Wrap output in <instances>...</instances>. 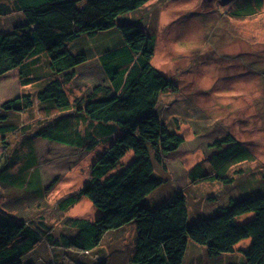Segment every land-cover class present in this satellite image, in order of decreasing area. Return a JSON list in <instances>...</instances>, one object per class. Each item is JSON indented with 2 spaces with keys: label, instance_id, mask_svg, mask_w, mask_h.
I'll return each instance as SVG.
<instances>
[{
  "label": "trees",
  "instance_id": "trees-1",
  "mask_svg": "<svg viewBox=\"0 0 264 264\" xmlns=\"http://www.w3.org/2000/svg\"><path fill=\"white\" fill-rule=\"evenodd\" d=\"M149 1L0 0V18L19 13L23 21L0 30V77L17 70L25 89L1 107L7 112L0 115V142L7 145L10 136L20 135L27 151L22 158L18 152L11 158L2 154L0 174L8 173L7 181L15 189L18 184L19 189L27 191L36 184L28 195L29 204L31 198L41 195L34 170L33 138L85 151L104 146L84 188L57 205L60 212H66L80 199H86L99 217L93 222L68 218L64 223L76 231L72 238L56 234L43 217L9 219L0 224V264H34L28 254L41 246L53 250L55 256L62 249L64 253L70 251L68 255L90 254L109 231L132 223L136 224L137 239L130 264H183L188 242L203 246L209 258H217L233 253L240 242L248 239L250 247L241 250L245 263L264 264V193L232 202L228 209L194 225H188L187 200L180 190L155 210L141 205L163 185L156 176L155 163L162 165V158L183 143V138L155 114L159 97L177 90V84L151 64L155 37L141 22L117 23V18L139 10ZM262 5L263 0H235L227 15L250 19ZM115 29L119 34L116 42L98 54L104 84L87 96L72 99L68 89L77 77L76 70L90 58L88 50H76V42L83 37L112 34ZM41 56L46 58L47 73L38 75L37 70L44 68ZM33 110L39 115L35 120L37 129L13 118ZM78 122L89 123V128L81 131ZM213 147L216 152L207 161L212 174L209 176L203 165H197L189 173L190 181L229 184L232 180L226 173L230 167L252 160V155L231 136ZM129 152L133 160L120 168ZM21 159L23 167L12 172ZM246 215L252 217L237 223L238 217ZM25 255L29 262L24 261ZM48 262L39 261L58 264L59 260L54 257Z\"/></svg>",
  "mask_w": 264,
  "mask_h": 264
},
{
  "label": "rangeland",
  "instance_id": "rangeland-1",
  "mask_svg": "<svg viewBox=\"0 0 264 264\" xmlns=\"http://www.w3.org/2000/svg\"><path fill=\"white\" fill-rule=\"evenodd\" d=\"M230 6L231 3L220 6L216 0L211 4H203L201 0H151L139 10L117 18L118 24L141 22L148 34L155 37L151 64L177 84L175 92L159 97L155 114L162 124L183 138V143L162 158V165L155 163L156 176L163 180V185L141 205L155 210L180 190L187 200L188 225L216 216L232 202L264 193V0L259 13L250 19L239 20L227 15ZM22 22L19 13H12L0 18V30ZM111 32L83 37L76 42V50H88L90 58L76 70L77 77L68 89L72 91V99L87 96L96 86L104 84L98 54L111 49L119 37L118 30ZM41 58L44 68L37 70L38 75L47 73L46 58ZM158 60L162 64L158 65ZM20 84L17 70L0 77V115L7 112L1 109L3 103L25 91ZM13 118L37 129V110ZM88 124L80 122L79 129H88ZM227 136L239 142L252 155V160L230 167L226 173L232 180L229 184L203 179L190 181L189 173L197 165H203L209 176L212 174L207 161L216 152L213 145ZM9 140L7 145L0 142V157L4 154L11 158L18 152L22 158L27 151L21 136L12 135ZM31 142L41 195L31 198L32 203L27 204L36 184L27 191L19 189L18 184L15 189L7 181L9 174L1 173L0 224L9 219H26L29 215L34 220L43 217L47 227L56 234L72 238L76 231L64 223L68 218L93 222L100 213L86 199H80L66 212H60L57 205L84 188L90 168L104 146L85 151L40 139L33 138ZM132 160L129 152L119 167L127 166ZM23 162L21 159L12 172L18 166L22 168ZM251 217L240 216L236 221L244 223ZM136 231L134 223L109 231L86 255L73 252L68 255L70 251L64 253L62 249L55 256L53 250L42 246L28 255L34 264H42L41 259L44 263L52 261L54 257L59 260L58 264H130L136 249ZM250 245V239L244 240L233 253L209 258L203 246L188 242L183 264H246L241 250ZM28 258L25 255L24 261L29 262Z\"/></svg>",
  "mask_w": 264,
  "mask_h": 264
},
{
  "label": "water",
  "instance_id": "water-1",
  "mask_svg": "<svg viewBox=\"0 0 264 264\" xmlns=\"http://www.w3.org/2000/svg\"><path fill=\"white\" fill-rule=\"evenodd\" d=\"M215 0H201L203 4H211ZM220 6H226L229 3L234 2L235 0H216Z\"/></svg>",
  "mask_w": 264,
  "mask_h": 264
},
{
  "label": "bare ground",
  "instance_id": "bare-ground-1",
  "mask_svg": "<svg viewBox=\"0 0 264 264\" xmlns=\"http://www.w3.org/2000/svg\"><path fill=\"white\" fill-rule=\"evenodd\" d=\"M162 64V61L158 60V65Z\"/></svg>",
  "mask_w": 264,
  "mask_h": 264
},
{
  "label": "crops",
  "instance_id": "crops-1",
  "mask_svg": "<svg viewBox=\"0 0 264 264\" xmlns=\"http://www.w3.org/2000/svg\"><path fill=\"white\" fill-rule=\"evenodd\" d=\"M236 249V248H235Z\"/></svg>",
  "mask_w": 264,
  "mask_h": 264
}]
</instances>
